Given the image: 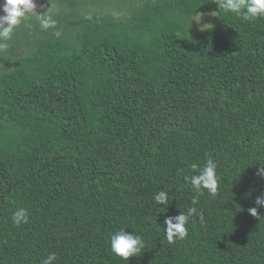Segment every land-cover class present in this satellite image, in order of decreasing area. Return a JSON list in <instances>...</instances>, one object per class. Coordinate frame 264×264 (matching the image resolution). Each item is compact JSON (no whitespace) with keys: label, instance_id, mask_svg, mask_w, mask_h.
<instances>
[{"label":"trees","instance_id":"16d2710c","mask_svg":"<svg viewBox=\"0 0 264 264\" xmlns=\"http://www.w3.org/2000/svg\"><path fill=\"white\" fill-rule=\"evenodd\" d=\"M40 1L55 26L28 24L0 66V264H264V18L215 0ZM205 12L220 22L200 29ZM209 158L216 197L185 179ZM191 207L204 222L169 243L165 220ZM120 229L145 241L128 261Z\"/></svg>","mask_w":264,"mask_h":264},{"label":"clouds","instance_id":"9594fccd","mask_svg":"<svg viewBox=\"0 0 264 264\" xmlns=\"http://www.w3.org/2000/svg\"><path fill=\"white\" fill-rule=\"evenodd\" d=\"M219 10H224L226 13L235 14L244 21H254L258 18H264V0H215ZM35 0H3L0 4V50H7L9 44L7 41L12 39L13 33L17 26H20L26 20L38 17L41 27L48 29L55 26V20L52 19L54 10L49 15H39L36 12ZM198 165L193 163L191 168L197 171ZM216 163L209 158L203 168H199L198 174L186 177L190 181L192 189L197 195H203L205 191L211 196L216 197L219 189V178L216 171ZM260 174L264 175V168H261ZM159 205L168 203V195L164 191H160L154 197ZM193 204L197 203L194 198ZM256 204L264 206V193L257 197ZM252 216H257V208L249 209ZM198 216L201 223L204 222V215L198 212L196 207H191L186 213H180L174 218H168L164 222V229L166 239L169 243L175 240L185 239L188 235L187 225L194 216ZM13 223L19 227L21 224L28 222V213L24 208H18L12 215ZM174 221V222H173ZM111 251L128 261L130 257L138 256L145 247V241L142 236L127 233L125 229H120L110 237ZM56 260V255L50 253L43 261L42 264H53Z\"/></svg>","mask_w":264,"mask_h":264},{"label":"rangeland","instance_id":"374dc122","mask_svg":"<svg viewBox=\"0 0 264 264\" xmlns=\"http://www.w3.org/2000/svg\"><path fill=\"white\" fill-rule=\"evenodd\" d=\"M54 10V9H53ZM53 11H50V13H52ZM55 14V12H54ZM38 19V20H37ZM220 20L218 18V16L215 15V12H205V13H200L197 17H196V24L199 26L200 29L204 28L205 26H207L208 24H213V23H219ZM32 25V26H41L39 18L38 17H33L30 18L28 20H26L24 23H22L20 26H17L16 30L13 33L12 39L7 41V43L9 45H11L12 41H15L17 36H20L22 34V32L24 31L23 29L28 25ZM28 25V26H30ZM21 33V34H20ZM33 33V32H31ZM8 49H11L10 46L8 47ZM7 49V50H8ZM7 50H0V66L2 64H5L6 62L4 61L5 56L4 53H9ZM1 68V67H0Z\"/></svg>","mask_w":264,"mask_h":264},{"label":"flooded vegetation","instance_id":"af4514ba","mask_svg":"<svg viewBox=\"0 0 264 264\" xmlns=\"http://www.w3.org/2000/svg\"><path fill=\"white\" fill-rule=\"evenodd\" d=\"M35 2L38 3V2H41V1H40V0H35ZM0 3L2 4V3H3V0H0ZM41 4H42V2H41ZM35 10H36V11H37V10H39V11H43V8L41 7V5L37 4Z\"/></svg>","mask_w":264,"mask_h":264},{"label":"water","instance_id":"95a60500","mask_svg":"<svg viewBox=\"0 0 264 264\" xmlns=\"http://www.w3.org/2000/svg\"><path fill=\"white\" fill-rule=\"evenodd\" d=\"M0 4H1V3H0ZM37 4L41 5V2L36 3V6H37Z\"/></svg>","mask_w":264,"mask_h":264}]
</instances>
